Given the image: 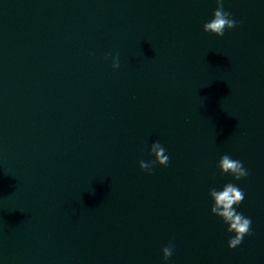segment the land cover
Listing matches in <instances>:
<instances>
[{
	"label": "water",
	"instance_id": "95a60500",
	"mask_svg": "<svg viewBox=\"0 0 264 264\" xmlns=\"http://www.w3.org/2000/svg\"><path fill=\"white\" fill-rule=\"evenodd\" d=\"M216 6L0 0V264H165L170 242L166 264H264V0H224L222 37ZM227 183L252 221L235 249L208 195Z\"/></svg>",
	"mask_w": 264,
	"mask_h": 264
},
{
	"label": "clouds",
	"instance_id": "9594fccd",
	"mask_svg": "<svg viewBox=\"0 0 264 264\" xmlns=\"http://www.w3.org/2000/svg\"><path fill=\"white\" fill-rule=\"evenodd\" d=\"M216 5L212 19L203 24V31L222 37L226 30L237 27L239 22L232 17L230 12L225 10L224 0H216ZM108 55H111V53ZM112 66L113 68L120 67L118 54L114 58ZM149 154L154 156V160L148 162L139 161V167L142 171L152 174L153 169L157 165L163 167L169 165L170 158L166 154V149L158 141L152 143ZM217 168L221 174L231 175L237 181L246 178L249 174L240 160L233 159L228 154L220 157ZM208 195L212 201L211 213L219 217L227 225V232L234 234L228 240V248H237L242 244L245 236L252 234L251 218L245 217L243 213L236 210L245 198L243 190L233 183H227L221 190L210 188ZM174 247V244L170 242L161 249L162 259L165 264L172 257Z\"/></svg>",
	"mask_w": 264,
	"mask_h": 264
}]
</instances>
